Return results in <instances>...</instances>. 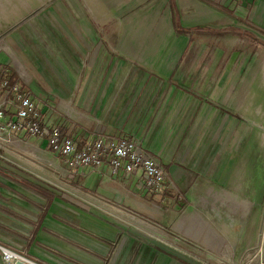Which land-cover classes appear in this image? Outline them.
<instances>
[{
  "label": "rangeland",
  "instance_id": "obj_1",
  "mask_svg": "<svg viewBox=\"0 0 264 264\" xmlns=\"http://www.w3.org/2000/svg\"><path fill=\"white\" fill-rule=\"evenodd\" d=\"M200 1L204 12L216 5L223 15L203 24L216 33L199 28L191 41L162 26L155 0H0V63L17 72L45 120L65 123L78 141L99 130L138 138L168 169L165 192L174 195L152 194L130 174L94 189L82 181L60 184L53 178L64 163L58 155L51 152V164L22 160L29 155L19 145L32 148L27 145L37 140L26 136L27 144L0 146V163L8 164L0 174H19L22 185L24 175L32 176L29 186L46 203L20 187L10 188L19 200L0 194V202L10 203L0 204V246L35 264H88L43 236H63L54 222L78 226L74 213L116 230L103 264L125 238L136 243L131 264H155L162 253L172 257L159 243L198 264H227L232 250L244 257L260 251L264 29L215 0ZM225 235H245L250 247L224 246ZM174 249L168 251L182 257ZM2 255L0 248V264H8Z\"/></svg>",
  "mask_w": 264,
  "mask_h": 264
},
{
  "label": "crops",
  "instance_id": "obj_2",
  "mask_svg": "<svg viewBox=\"0 0 264 264\" xmlns=\"http://www.w3.org/2000/svg\"><path fill=\"white\" fill-rule=\"evenodd\" d=\"M153 1V0H152ZM212 1V0H211ZM219 6H227L226 8L230 9L231 11H234L235 15L238 14L244 19H248L249 22L253 23L255 26L260 27L264 29V0H215ZM201 1L200 0H155L153 3L156 7V18H161L160 22L162 23V26L170 29L171 32H175L174 30V21H173V13H177L179 16V19L181 23L190 28L194 27H201L204 26L203 24H207L210 20H217L222 17L223 15L218 9L217 6L214 5H206L208 8L206 12H204V9L202 10L200 6ZM244 14V16H243ZM3 26L0 28L2 29ZM172 33V34H173ZM176 33V32H175ZM177 35V33H176ZM179 35H185V34H179ZM177 35V36H179ZM186 36V35H185ZM124 46V45H123ZM182 57V52H180V58ZM166 60H169V57H167ZM169 63H165V65L168 66ZM164 65V66H165ZM168 71H161V74L163 76H166V74H169ZM80 141V140H79ZM24 144H27L23 142ZM36 144H28L27 146H32V148H22L21 150L28 154V157L22 158V160L26 161L27 163L31 165H35L36 163H43L45 164H51V162H54L53 154L51 152H46L44 146H42V143L39 141L35 142ZM18 144L16 145V147ZM18 148V147H17ZM20 149V148H19ZM46 153L44 158L38 157L40 154ZM51 153V154H49ZM155 154V152H154ZM157 155V154H156ZM158 156V155H157ZM30 157V158H29ZM159 158V156H158ZM160 159V158H159ZM161 160V159H160ZM2 167L7 166L5 163H0ZM5 166H4V165ZM13 165L20 166L16 162L12 161ZM1 168V167H0ZM172 173L177 177L178 175L176 173H179L182 177L183 173L175 168V166L170 167ZM13 170H11L12 172ZM15 172V171H14ZM12 176H3L0 174V194L5 195L7 199L9 198V195H12L14 198H17L18 200L21 199L20 192H16L13 190H10V188L15 189L14 187H20L23 189V191L28 194L30 197L34 198H40L41 202L46 203V200L41 196V194L37 195V193L34 191L32 187L29 185H35L36 180L32 176H25L27 180V185H22V179L17 174L10 173ZM125 174L123 171H120L119 173L114 174L113 171L108 168H91V167H85L81 168L79 170H73L71 169L67 164L65 163H58V166L56 170L53 173V178L60 184L65 183L64 181L69 180L71 182H81L82 184L89 189H94L96 185L101 184H108L111 185V183H115L118 180L124 177ZM135 175V174H130ZM137 178H139V175H136ZM43 177V176H42ZM44 180H48L43 177ZM49 181V180H48ZM21 183V184H20ZM6 185V187L4 186ZM4 197V198H5ZM35 200V199H34ZM9 203V202H8ZM13 207L15 208L16 203L13 201ZM33 208H36L33 206L32 202H27ZM3 206H10V203L8 205H5V203L0 202ZM256 204V203H255ZM70 207V206H69ZM71 208H69L70 210ZM37 210V208H36ZM75 217V221L78 223V226H75V224H64L61 225L57 222H54V226H58L59 230L63 233V236H55L53 233L50 234L47 231H42L43 236L47 239H50L51 241H54V246L58 247L60 250L64 251L67 255H71L76 260H79L81 263H88V264H103V257H105L111 250V242L112 240H115L117 237V232L115 229L110 228L107 225H104L100 223L99 221L92 220L90 218H87L85 216L78 215L71 213V216ZM52 230V229H51ZM227 231V230H226ZM212 234H215V231H211ZM223 239V245L230 247L238 248H245V250L250 247L249 240L245 238V235L242 237L237 236L235 238H231L230 236L225 235L222 237ZM58 242V243H57ZM159 243V242H157ZM160 247L169 254L172 255V257H169L166 255V253H162L160 255V259L157 260L155 264H176V258L182 261L183 263L188 264H198L193 260L190 256L185 255L184 253L180 252L179 250H176L174 248H170L168 246H165L161 243H159ZM136 248V243L129 239L125 238L113 255V260L110 264H131L130 260L133 257V251ZM174 249L180 253V255L185 258L177 255H174L173 253L169 252V249ZM187 247L183 248V251H186ZM248 250V249H247ZM228 255V258H225V262L227 264H233L234 262H241L243 259L247 257V253L244 255H237L236 250L233 251ZM188 256V259L186 260V257ZM190 258V259H189ZM151 261H146V263H138L137 261L133 264H150Z\"/></svg>",
  "mask_w": 264,
  "mask_h": 264
},
{
  "label": "built area",
  "instance_id": "obj_3",
  "mask_svg": "<svg viewBox=\"0 0 264 264\" xmlns=\"http://www.w3.org/2000/svg\"><path fill=\"white\" fill-rule=\"evenodd\" d=\"M43 113L30 89L23 90L20 81L10 85L8 79L3 80L0 75V146L14 145L21 140L27 142L26 136H29L42 143L46 151L58 155L73 170L108 167L114 174L123 171L139 175L141 184L152 194H162L170 189L168 169L138 138L99 130L93 139L85 140L81 146L64 134L60 126L49 124ZM0 248L3 260L8 264L16 260L33 263L11 248ZM263 249L261 246L260 251L248 252L243 261L233 264H264Z\"/></svg>",
  "mask_w": 264,
  "mask_h": 264
},
{
  "label": "trees",
  "instance_id": "obj_4",
  "mask_svg": "<svg viewBox=\"0 0 264 264\" xmlns=\"http://www.w3.org/2000/svg\"><path fill=\"white\" fill-rule=\"evenodd\" d=\"M173 21H174V30L177 33V35L185 34V35L191 36V41L194 40V38H193L194 37V35H193L194 30L199 29V28H202V29L206 28L208 30V32L213 33V34L216 33V31L213 30L212 27H210V26H208V27L207 26H205V27L201 26V27H194V28H190V27L184 26L181 23V21L179 19V16L177 15V13H175V11L173 13ZM246 34H248V33H246ZM8 68L9 67H8L7 64H1L0 63V75H1L2 79L3 80L4 79H8L9 84L12 85L15 82L19 81V76H18L17 72L9 71ZM21 85H22V89L23 90H28V86L26 84H21ZM60 128H62L64 134H67V135L71 136L74 140L79 142V144L81 146L85 143V139L84 140L80 139V141H78L77 140L78 138L76 136L77 135V133H76L77 131L76 130L75 131H73V130L69 131L70 129L67 127V125L65 123H62L60 125ZM164 195H166V197L174 196L172 193L168 194L167 192H165Z\"/></svg>",
  "mask_w": 264,
  "mask_h": 264
},
{
  "label": "water",
  "instance_id": "obj_5",
  "mask_svg": "<svg viewBox=\"0 0 264 264\" xmlns=\"http://www.w3.org/2000/svg\"><path fill=\"white\" fill-rule=\"evenodd\" d=\"M13 264H34V263H31L29 261H22V260H16Z\"/></svg>",
  "mask_w": 264,
  "mask_h": 264
},
{
  "label": "bare ground",
  "instance_id": "obj_6",
  "mask_svg": "<svg viewBox=\"0 0 264 264\" xmlns=\"http://www.w3.org/2000/svg\"><path fill=\"white\" fill-rule=\"evenodd\" d=\"M263 241H262V247L264 248V233L262 234V238H261Z\"/></svg>",
  "mask_w": 264,
  "mask_h": 264
}]
</instances>
